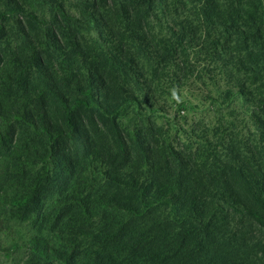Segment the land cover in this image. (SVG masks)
<instances>
[{"label":"trees","instance_id":"trees-1","mask_svg":"<svg viewBox=\"0 0 264 264\" xmlns=\"http://www.w3.org/2000/svg\"><path fill=\"white\" fill-rule=\"evenodd\" d=\"M192 55L227 83L203 129L165 109ZM0 248L264 264V0H0Z\"/></svg>","mask_w":264,"mask_h":264},{"label":"rangeland","instance_id":"rangeland-1","mask_svg":"<svg viewBox=\"0 0 264 264\" xmlns=\"http://www.w3.org/2000/svg\"><path fill=\"white\" fill-rule=\"evenodd\" d=\"M191 61L193 68L188 66L186 71L192 73L187 82L179 84L177 99L186 103L184 111L178 112L177 106L170 99L166 102L165 109L169 115H175L177 121L182 127L204 128L214 125L218 121L225 120L222 112L216 105H213L211 97H218L221 89L226 87L227 83L217 72L212 71L213 63L203 57L192 55ZM172 92V90H170ZM233 107H238L236 104ZM227 117V115H226ZM242 120V116H239ZM243 122H238L242 125ZM13 259L7 258L0 248V264H10Z\"/></svg>","mask_w":264,"mask_h":264}]
</instances>
